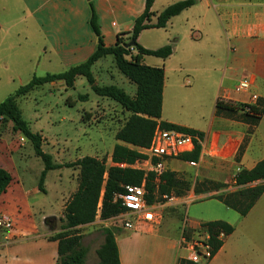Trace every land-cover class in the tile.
<instances>
[{"label":"crops","instance_id":"1","mask_svg":"<svg viewBox=\"0 0 264 264\" xmlns=\"http://www.w3.org/2000/svg\"><path fill=\"white\" fill-rule=\"evenodd\" d=\"M17 1L23 7L22 20H28L42 40V47H40L42 57L38 58L36 62L42 65L48 73L62 72L70 66L84 61L94 51L97 40L90 25L92 11L97 17L105 45L112 46L119 36L126 40L134 19L143 12L145 6V0ZM157 1L159 0H155L152 6V10L156 13L162 10L158 11L154 8ZM7 3L11 2L4 0L2 8ZM199 6L205 8L201 15L203 24L206 20L207 10L209 11L210 7L213 8L226 40L224 66L218 67L221 75L213 91L215 102L223 91L229 94V102L247 101L249 92H235L233 87L240 79L249 78L252 81L249 91L258 95L257 106L260 102L263 103V112L257 125H251L241 119L217 115L214 103L209 123L202 128L165 120L161 116V120L203 133L198 143L200 152L196 166L190 165V160H183L180 157L167 158L163 164L165 170L169 169L175 172L181 168L187 170L194 167L195 170H201L199 178H207L213 183L225 184V187L214 191L218 193L230 192L240 187L235 183V175L240 169H251L258 161L264 159V0H195L192 6L172 17L166 25L173 26L174 19L181 17L187 27L195 26V23L198 24L201 21ZM197 8L199 9L197 10ZM196 17H199L198 20L195 19ZM155 19L153 17L152 21L154 22ZM139 36L137 37L138 43H140ZM190 38L201 39L202 33L199 29H191ZM175 46L176 41L174 45L172 44V54L166 59L173 55ZM203 54L199 44H189L184 51L185 60L192 62L202 59ZM209 54L215 55L214 53ZM20 61L22 60L19 58L18 62ZM142 61H144L143 57ZM22 62L33 63L32 60ZM196 68L198 67L190 65L188 70L194 71L197 70ZM204 69L208 70L209 68ZM81 77L83 76H77L74 84L78 79L81 81ZM55 82L57 84H52ZM51 84L65 86L62 80L51 82ZM162 95L164 98V89ZM96 108H98L97 105ZM106 110L102 109L101 111L105 113ZM84 117L87 120H99L94 118L91 112H85ZM118 123L117 121L114 136L121 127ZM39 134L42 144H44L46 137L42 133ZM20 137L23 136L19 131H16L15 139L12 134L0 133V167L6 169L12 177L6 190L0 195V214L9 215L14 221L13 229L0 230V264H55L58 256V242L52 236L58 231L53 232L51 222L54 217H57V214L46 213L43 209H39L38 212L42 213L41 220L43 222L39 224L35 219L34 205L38 204L39 194L46 196L52 192L58 200L57 211L64 209L71 195L77 190L79 180H75L71 189L69 181L63 180L58 173L53 179L54 185L49 190L47 186L48 172L52 171L49 170L44 179L45 192L39 191L38 181L37 184H32L27 189L18 170H14L15 150L18 145L20 148L28 140L24 137L23 140H20ZM19 141L20 144H17ZM116 143L139 149V147L116 139L109 152L110 155ZM93 156L99 158L97 155ZM78 158L80 157L76 159ZM110 165H115V163L112 161ZM76 169V178H79V169ZM257 184L264 185V179L253 181L247 185ZM193 191L191 190L187 195L185 193L183 196H179L178 201L183 202L184 205L190 203V200L194 199L191 195V193L195 195ZM208 197L213 198V195H208ZM214 199L217 201L214 213L202 212L201 216L194 219L184 218V223L179 231L159 226L160 221L155 225L143 223L142 227L140 225L137 230L118 232L117 229L115 240L119 263L176 264L177 259L182 256L178 242L183 227L192 229L204 222L222 220L232 225L233 231L223 237L217 236L218 247L206 264H264V193L258 197L244 216L225 206L218 198ZM109 219L101 220L104 222ZM93 223L78 226V229ZM104 227L109 226L105 224ZM102 241L103 236L100 244ZM89 254L90 252L87 253V258ZM97 261L95 260L94 264Z\"/></svg>","mask_w":264,"mask_h":264},{"label":"rangeland","instance_id":"2","mask_svg":"<svg viewBox=\"0 0 264 264\" xmlns=\"http://www.w3.org/2000/svg\"><path fill=\"white\" fill-rule=\"evenodd\" d=\"M3 1L0 0V41L2 42L0 45V101L13 93L19 85L28 82L32 76H42L48 73L42 65L36 62L38 58L42 57L40 51L42 40L30 22L22 20V5L17 0H8L11 3H7L2 8ZM175 1L178 0H159L154 8L160 11L167 3ZM204 10L205 8L199 9L201 21L198 24L195 23V26L191 28L184 25L181 17H177L174 19L173 26L147 28L139 34V44L151 49L159 48L167 43L174 45L176 41L175 51L169 59L143 55L144 61L142 62L144 64L163 66L165 69L162 119L201 128L206 127L212 116L215 103L213 91L221 75L218 67L224 66V48L226 46L224 32L216 18L215 11L212 7L209 8V11L207 10L206 20L203 24L201 15ZM198 18L195 19L198 20ZM191 29H199L202 38H190ZM127 38L126 41L129 42ZM189 44L201 45L202 52H204L202 59L197 62L185 60L184 51ZM209 53L215 55L212 56ZM19 58L22 61L32 60L33 63L18 62ZM6 65L7 67H5ZM190 65L198 67L197 70H188ZM91 70L99 84H115L128 94L134 95L135 84L117 69L111 55L100 58L93 64ZM52 84H57V82ZM52 84L45 83L35 87L26 96L17 98V104L22 117L29 123L31 130L42 133L46 137L45 143L41 146L42 150L51 154L54 162L63 164L59 169H51L52 171L48 172L47 186L49 190L54 185L53 179L58 173L63 180L69 181V188L72 189L75 180L78 181L75 173L78 167H68L64 164L71 163L77 160V157L84 155H97L99 159H105L106 164L110 165L112 160L109 152L116 142L114 136V131L117 128L116 122L118 121V125L122 126L129 113L124 110L121 112V106L111 99L96 95L84 77H81V81L78 79L73 87ZM80 95L88 97L81 99ZM102 109H107L106 114L101 111ZM85 112H91V115L99 120H87L84 117ZM104 116L106 117L103 118ZM2 124L0 122V125ZM3 125L1 132L12 134L15 139L16 131L13 129L12 122L8 121ZM17 144H20V141ZM137 150H141L140 147ZM14 161V170H18L24 180L25 187L29 189L32 184H37L44 163L40 157L35 155L29 140L20 148L18 145ZM143 167L145 170L151 168L149 164L143 165ZM200 172L201 170H195L194 167L187 170L181 168L176 171L179 177L191 183V189L185 195L197 187L203 190L211 185L207 182V178H199ZM193 192L196 196L191 193L194 199L186 205L181 201L167 204L163 196L156 198L151 205H154L155 210L161 214L159 226L179 231L186 218L194 219L201 216L202 212L214 213L217 201L214 199L215 197L209 198L208 195L218 192L214 190ZM38 198V204L34 205L36 221L39 224L43 223L42 213L38 212L39 209H43L46 213H55L57 217L52 220L51 227L53 229H51L53 232L59 231L61 225L64 224L62 220L64 209L57 211L58 200L52 192L46 196L39 194ZM133 221L135 222L136 219L133 218ZM105 224L118 229V232L125 231L119 220L112 218L103 222L99 216L95 218L92 225L77 230L83 238V245L88 248L87 253L90 252L88 258L86 256L87 264H94L95 260H98L96 250L100 245L103 236L101 229ZM185 254L184 250H180V255Z\"/></svg>","mask_w":264,"mask_h":264},{"label":"trees","instance_id":"3","mask_svg":"<svg viewBox=\"0 0 264 264\" xmlns=\"http://www.w3.org/2000/svg\"><path fill=\"white\" fill-rule=\"evenodd\" d=\"M155 0H145L143 12L133 22L127 40H134L135 44L125 47L128 42L120 36L112 46H106L101 34L100 25L95 13L92 11L90 25L96 35V47L84 61L70 66L58 73H46L42 76H32L25 84L18 88L5 99L0 101V116L2 123L12 122L13 129L20 131L24 138L31 141L35 155L40 157L44 163L37 187L39 191L45 192L44 179L47 171L63 166L55 163L52 155L42 150L41 135L33 132L29 123L22 117L21 110L17 104V98L26 96L35 87L45 83L62 80L66 87H73L77 76H83L90 84L92 91L101 97H106L116 102L121 108L129 113L125 122L118 129L115 138L136 147L146 148L150 144L151 136L157 124L164 129H178L187 133L198 135L202 138L201 131L185 126L173 124L161 120L162 97L164 86L163 66H151L142 62L143 55H154L166 59L172 54V44L167 43L156 49L143 47L138 43L137 37L143 29L153 27H165L167 22L183 10L192 6L195 0H178L165 6L160 12L152 10ZM155 17V21L152 19ZM135 51V52H133ZM107 55L113 57L117 69L132 83L135 84L134 95L128 94L123 88L115 84H99L92 73L93 64ZM129 56V58H127ZM86 99L87 95H80ZM263 103L252 107L256 111L250 114L244 107L235 102L224 101L217 98L215 102V113L229 118L241 119L251 125H257L263 112ZM0 125V132L4 125ZM200 145L195 144L191 152L183 153L179 157L183 160H197ZM144 157L136 148L116 143L111 153L114 163L124 162L133 164L135 160ZM75 166L79 169V183L77 190L71 195L64 207L62 220L64 224L61 229L52 236L58 242V256L55 264H86L87 248L82 243V236L78 233V226L94 222L97 215V204L102 192L101 208L99 217L101 219L111 218L125 210L120 201H113L116 193L123 192L125 184H141L144 182L148 204H152L156 198L163 195L175 194L183 196L191 188V183L177 175L173 170L166 169L160 173L154 170H144L130 166L120 167L117 165H106L105 159L85 155L77 160L64 164ZM12 177L10 173L0 167V195L9 185ZM264 179V159L258 161L251 169H240L235 175V183L240 186L235 191L220 192L213 197L218 198L225 206L239 212L241 216L247 214L258 197L264 193V185H247L253 181ZM211 183L203 190H218L225 184ZM195 188L196 193L203 191ZM210 235L211 244L216 252L218 243L217 236L222 232L227 235L233 231V226L222 220L208 221L201 224ZM191 228L183 227L182 232L189 234ZM103 241L97 248L98 261L96 264H120L118 250L115 240L116 229L102 227ZM216 242V243H215ZM194 263L179 257L176 264H206Z\"/></svg>","mask_w":264,"mask_h":264},{"label":"built area","instance_id":"4","mask_svg":"<svg viewBox=\"0 0 264 264\" xmlns=\"http://www.w3.org/2000/svg\"><path fill=\"white\" fill-rule=\"evenodd\" d=\"M252 81L249 78L240 79L233 87L235 92H249L247 101L235 102L241 104L245 111L250 114H255L256 111L252 107L257 106L258 95L250 92ZM221 100L229 101V94L223 91L218 97ZM0 116V122L2 121ZM23 140V137H20ZM200 137L195 134L187 133L178 129H164L159 124L156 125L151 136L150 144L146 148L138 150L144 157L135 160L133 164L124 162L115 163L120 167L130 166L133 168L144 169L143 165L149 164L150 170L157 173L164 171V160L167 158H177L183 153L191 152L195 148V144L199 143ZM189 164L196 166L198 163L195 160L189 161ZM124 190L121 193H116L113 201H120V205L125 208L124 211L113 216L121 222L122 228L125 230H137L143 223L155 225L158 224L161 214L155 210V206L148 204L145 198L146 190L144 182L141 184H125ZM166 203L178 201V196L163 195ZM102 192L97 204V216H99L101 208ZM136 219V221H133ZM14 227L13 219L6 214H0V230H11ZM219 236H224L221 232ZM179 250H184L185 255L181 258L194 263L208 262L215 254L211 244L210 235L202 226L192 228L189 234H180L178 242Z\"/></svg>","mask_w":264,"mask_h":264},{"label":"water","instance_id":"5","mask_svg":"<svg viewBox=\"0 0 264 264\" xmlns=\"http://www.w3.org/2000/svg\"><path fill=\"white\" fill-rule=\"evenodd\" d=\"M135 44V41L134 40H130L129 42H127L126 44H125V47H131V46H133Z\"/></svg>","mask_w":264,"mask_h":264}]
</instances>
